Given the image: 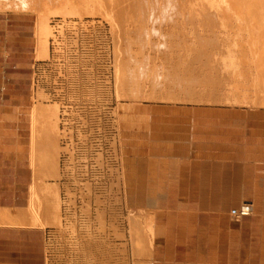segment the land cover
I'll return each instance as SVG.
<instances>
[{"label": "crops", "instance_id": "crops-1", "mask_svg": "<svg viewBox=\"0 0 264 264\" xmlns=\"http://www.w3.org/2000/svg\"><path fill=\"white\" fill-rule=\"evenodd\" d=\"M3 85L0 209H18L25 205L5 203L6 192L17 198L16 144L30 104L4 98ZM249 101L144 103L133 114L123 134V201L148 264H264V107ZM244 202L251 214L231 216ZM15 230L0 226V264H34L35 248Z\"/></svg>", "mask_w": 264, "mask_h": 264}, {"label": "rangeland", "instance_id": "rangeland-1", "mask_svg": "<svg viewBox=\"0 0 264 264\" xmlns=\"http://www.w3.org/2000/svg\"><path fill=\"white\" fill-rule=\"evenodd\" d=\"M34 19L32 14L0 11V55L3 50L2 47L5 46L3 55L7 58L4 63L0 58V67H4L0 74V83L3 81L5 87L3 97L8 98V100L26 99L30 105L31 103L55 105L57 111L58 107L63 105L72 108L78 105L82 106L81 113L89 118H91L94 110H97V114H100L102 119V165L100 185L99 188H95L92 183L90 184L92 178L85 173L87 167H84L91 161V149L88 147L81 149V146L77 144L78 150H76L75 156L78 162L75 168V177H77L76 180L79 184L77 182L71 183L72 186H76L72 187L76 196L73 195L74 198L70 202L64 196L67 181L63 177L61 178L62 161L61 166L59 161L61 180L58 179L57 183L60 184L58 186L61 198L60 227L47 228L42 231L28 229L15 231L22 233L20 240L22 246H28V240H30L31 247L35 248L36 259L34 264H136V256L131 241L132 221L130 217L132 211L125 207L123 201L122 165L120 171L115 166L117 159L122 161L123 134L130 129L133 114L139 113L144 103L185 104L189 102L205 104L208 102L170 101L162 97L170 81L171 83L178 81L173 75H170L173 80L170 79V76L166 79L160 78L161 80H158L159 85L164 84L160 85L161 90L158 89L159 85L155 89L161 67L166 65L165 68H175L177 67L176 64L178 65L177 58L170 59V61L163 56L154 61L148 60L147 57L136 56L134 59V56L131 57L130 55V58L125 55L123 63L125 62L126 65V67L124 65L126 73H129L126 74V83L130 86L125 85L127 87H125V92H127L128 87L129 90L127 93L124 92V95L128 96L124 97L121 94L118 98L115 90L114 69L116 61H114L113 37L109 24L100 17L83 16L82 19L68 17L63 20L56 14L48 15L47 22L53 31L52 36L47 40L48 57L36 59L33 38ZM20 45H24V47H18ZM136 49L133 47V50ZM211 49L216 50L217 47L210 45L202 47L204 51H211ZM175 50L177 49L175 48ZM197 57L193 55L188 61H184L185 63L181 62V67L183 65L182 68H187L192 64L193 66L191 65L190 68H198L205 60L204 57H198L201 60ZM33 61H37L38 64L34 85L31 84ZM198 61L201 63L197 64ZM153 66L158 67L159 71ZM152 68L156 70V74L148 75V70H153ZM176 69L174 70L177 72L175 75L180 78L186 77L183 72L180 74V69ZM211 73L214 74V72H210V76L213 75ZM132 76L136 77L137 80L136 78L132 80ZM163 79H165L164 82ZM130 80L139 85V88ZM224 80L227 81L226 78L223 79L222 77L223 82ZM244 81L248 82L249 79L246 78ZM7 85L10 89L8 96L5 95ZM132 85L137 87L136 92L139 91L137 98H133L129 94ZM212 88L209 92L214 91L217 92L216 94L227 91L225 87L223 89L220 87ZM15 90L23 95L19 97L12 95ZM175 90L172 91L175 92L174 94H178V97L188 98L189 89ZM60 91L61 93H59ZM214 92L212 94H215ZM226 103L210 102L209 104H231ZM19 128L18 148H20V152H18L20 154L17 152L16 155L18 183L14 187L17 198L14 201L9 200V195L12 193L6 192L7 201L5 203L24 206L28 199V187L32 183V170L27 160L26 131H28V125L26 122H21ZM79 163L80 165H78ZM87 183L90 189L86 187ZM10 189L13 190V186ZM100 211H103L104 214L103 227L98 219ZM111 225H114L115 232ZM43 235L44 239L42 238ZM118 235L119 237H117Z\"/></svg>", "mask_w": 264, "mask_h": 264}, {"label": "bare ground", "instance_id": "bare-ground-1", "mask_svg": "<svg viewBox=\"0 0 264 264\" xmlns=\"http://www.w3.org/2000/svg\"><path fill=\"white\" fill-rule=\"evenodd\" d=\"M24 4H27L26 9ZM0 11L34 16L36 59L48 57L47 40L53 32L47 22L48 15L56 14L63 20L68 17L82 19L83 16L105 20L113 37L115 90L118 98L124 95L125 85H128L126 74L129 73H126L123 63L125 55L134 56V59L136 56L147 57L154 61L163 56L168 60H178L177 67L168 69L163 64L161 75L157 72L159 78L156 79L155 89L160 78L166 79L173 75L178 80L172 83L169 80L167 89H163L165 92L162 97L165 100L227 102L236 105L250 99L249 102L256 107H264V0H0ZM206 45L217 49L202 50ZM133 47L137 49L133 50ZM193 55L204 57L205 62L198 68H190L192 64L182 68L181 62L188 61ZM176 68L186 77L175 75ZM154 69L148 70V75H155ZM210 72L215 75L211 73L213 75L210 76ZM222 77L227 81L223 82ZM134 78L132 76V80ZM246 78L249 79L248 83L244 81ZM152 79L155 80L154 77ZM160 85L158 89L161 90ZM137 87L132 85L129 93L133 98L139 96ZM212 87H225L227 91L216 94ZM210 88L215 94L209 92ZM175 89H189L188 98L178 97V94L173 93ZM24 116L28 125L27 160L32 170V183L28 187V199L24 207L0 209V226L41 231L58 228L61 225V198L57 181L60 179L59 161L63 151L60 145L59 107L57 111L55 105L31 103ZM18 146L17 142L16 151L20 152ZM98 219L103 227V211L99 212ZM111 226L114 230V225ZM131 236L135 263L148 264L150 257L147 243L144 242L141 250L134 229Z\"/></svg>", "mask_w": 264, "mask_h": 264}, {"label": "built area", "instance_id": "built-area-1", "mask_svg": "<svg viewBox=\"0 0 264 264\" xmlns=\"http://www.w3.org/2000/svg\"><path fill=\"white\" fill-rule=\"evenodd\" d=\"M38 64L37 62L32 67V77L31 84L34 85L36 83L34 77H36ZM61 93V91L59 92ZM71 107L67 105L60 106L59 108V128L62 134L61 137V147L63 151L61 153L60 158V166L61 167V178L63 177L66 180L67 189H65V197L67 200L72 201L74 198V188L76 186H72L71 183L75 184L77 182V177H75V168L77 167L78 159L76 158V150L78 145L81 146V149H91V161L84 167L86 169V175L91 177L92 186L95 188H99L100 185V176H101V138H102V119L101 115L97 114V110H94L91 118L87 115L81 113L82 106ZM100 113V110H99ZM77 142V143H76ZM78 144V145H77ZM80 165V163L78 164ZM116 169L118 171L121 170V161L119 159L116 160L115 163ZM83 167V165H82ZM61 180V179H60ZM79 184V182H77ZM88 184V183H87ZM78 187V186H77ZM89 187V184L86 186ZM80 189V186H79ZM71 195V196H70ZM251 204L248 202H244L238 209H234L230 212L231 216L234 217H244L251 214Z\"/></svg>", "mask_w": 264, "mask_h": 264}, {"label": "clouds", "instance_id": "clouds-1", "mask_svg": "<svg viewBox=\"0 0 264 264\" xmlns=\"http://www.w3.org/2000/svg\"><path fill=\"white\" fill-rule=\"evenodd\" d=\"M24 8H25V9L27 8V4H24Z\"/></svg>", "mask_w": 264, "mask_h": 264}]
</instances>
